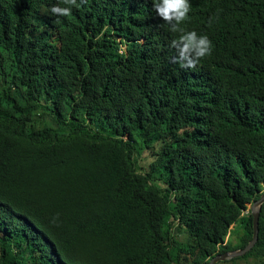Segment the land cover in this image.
Returning a JSON list of instances; mask_svg holds the SVG:
<instances>
[{
    "label": "trees",
    "instance_id": "trees-1",
    "mask_svg": "<svg viewBox=\"0 0 264 264\" xmlns=\"http://www.w3.org/2000/svg\"><path fill=\"white\" fill-rule=\"evenodd\" d=\"M189 2L178 28L211 41L191 69L151 0H0V264H210L253 239L264 0ZM259 229L236 260L264 264V204Z\"/></svg>",
    "mask_w": 264,
    "mask_h": 264
},
{
    "label": "clouds",
    "instance_id": "clouds-1",
    "mask_svg": "<svg viewBox=\"0 0 264 264\" xmlns=\"http://www.w3.org/2000/svg\"><path fill=\"white\" fill-rule=\"evenodd\" d=\"M151 4L156 16L167 22L169 31L182 33L171 42V47L176 51L174 62L191 69L196 66L200 59L210 54L211 41L207 35H198L196 31H183L178 28V25L187 18L190 11L189 0H151ZM50 10L58 16L71 14L69 7L53 5Z\"/></svg>",
    "mask_w": 264,
    "mask_h": 264
},
{
    "label": "rangeland",
    "instance_id": "rangeland-1",
    "mask_svg": "<svg viewBox=\"0 0 264 264\" xmlns=\"http://www.w3.org/2000/svg\"><path fill=\"white\" fill-rule=\"evenodd\" d=\"M118 40L122 41L120 38H118ZM122 48H124L123 50L127 49V47L124 46V45L122 46ZM151 159H152L151 157L144 158L143 156H142V158H140V165H141V167L143 169H141L140 167H139V169L142 171V173H145L144 170H146V169L148 170V167H149V165H150V163L152 161ZM159 175H160V173L157 174V176H159ZM263 194H264V188H263L262 195ZM253 204L249 205V210L250 211H251V207H252ZM246 213H248V211L244 212V214H246ZM232 229H233V232L228 237L227 240L231 241L233 245H237L239 243V241H240L239 240L240 235L242 237L244 235V233H245L244 226L241 223V221H238L236 226L233 227ZM173 233H174L173 235H174L175 239L179 240V241H182V242H186L188 240V238H189L187 230H185L182 227H179V225H175ZM241 257H244V255L240 256L238 258H241ZM234 260H236V259L229 260V261H222V262H220V264H259V262H260V260L258 258H256V257H254V256L251 257V258L245 259V260H242V259L240 261H238V260L234 261Z\"/></svg>",
    "mask_w": 264,
    "mask_h": 264
},
{
    "label": "water",
    "instance_id": "water-1",
    "mask_svg": "<svg viewBox=\"0 0 264 264\" xmlns=\"http://www.w3.org/2000/svg\"><path fill=\"white\" fill-rule=\"evenodd\" d=\"M263 204H264V194L251 207V213L253 215V221H254V232H253V239L249 242V244L244 249H240L237 251L228 252V253L216 256L211 261L210 264H219L222 261H229V260L236 259L240 256L247 254L256 246L259 240V231H260L259 224H260V216H261V210H262Z\"/></svg>",
    "mask_w": 264,
    "mask_h": 264
}]
</instances>
